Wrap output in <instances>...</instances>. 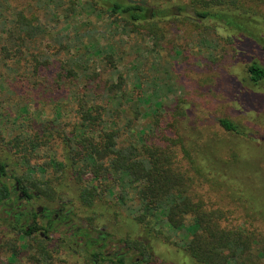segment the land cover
Here are the masks:
<instances>
[{
	"label": "trees",
	"instance_id": "trees-1",
	"mask_svg": "<svg viewBox=\"0 0 264 264\" xmlns=\"http://www.w3.org/2000/svg\"><path fill=\"white\" fill-rule=\"evenodd\" d=\"M168 1L91 0L77 9L78 4L70 0L71 12L83 14L85 9H96L95 15H105L108 22L104 32L94 33L86 40L57 33L50 36L53 45L43 48L37 44L48 35L47 23L35 13L19 10L14 12V18L1 20L0 31L5 33L7 44L2 40L0 55L15 65L21 61L25 64L22 71H15L17 86H25L28 81L34 90L48 83L51 92L61 96L55 100L60 111L54 120L41 125L42 129L26 126L33 115L27 104L19 107L14 121L8 122L17 125L13 129L18 132L1 138L8 152L0 156V203L8 195L2 177L6 176L7 156L11 152L9 157L28 172H43L48 165L60 171L68 169L79 180V197L86 205L103 196L115 198L135 228L133 238L127 239H132L143 253L148 254L151 247L140 236L142 232L151 237L160 235L171 243L175 254H179L177 264H264L263 235L226 226L222 223L223 210L205 207L190 174H200L202 168L187 140L189 136L180 129L185 122V107L179 97L169 106V93L176 94V90L168 77L144 71L147 58L138 54L141 61L137 56L139 38H149L151 46L144 49L153 53L170 45L167 25L189 23L212 30L219 23L238 33L226 38L237 45L236 55L255 49L247 57L250 61L245 79L249 85H256L264 80V66L255 54L259 49L264 51V14L260 12L264 0H179L174 4L175 10ZM34 2L37 11L43 8L49 13L50 21L57 22L61 16L62 22L69 25L68 10H62L61 0ZM187 8L191 15L185 11ZM126 37L133 40L138 61L125 73L121 68V49L126 46ZM156 63L152 62L151 67ZM77 88L82 89L80 95L73 91ZM64 102L76 116L72 123L63 119ZM0 115L1 120L7 117ZM143 116L149 120L138 127ZM216 122L224 131L242 133L240 125L229 118L217 117ZM57 141L62 150L60 160L52 157L47 163L31 162L40 149L50 151ZM15 178L37 182L26 175ZM91 214L99 218L104 212L92 210ZM42 257L52 255L43 248L27 255L29 264H37Z\"/></svg>",
	"mask_w": 264,
	"mask_h": 264
},
{
	"label": "rangeland",
	"instance_id": "rangeland-1",
	"mask_svg": "<svg viewBox=\"0 0 264 264\" xmlns=\"http://www.w3.org/2000/svg\"><path fill=\"white\" fill-rule=\"evenodd\" d=\"M73 1L78 4L76 7L78 9L81 3L84 5L91 0ZM177 1L179 0L168 1L172 4L173 10ZM61 2L62 10H68L66 13L69 25L62 22L61 16L57 22L50 21V15L45 9L37 11L34 0H0V23L1 20L14 18L15 11L35 13L43 23H47L48 32L42 43L37 44L38 48L53 45L50 36L57 33L71 37L77 35L86 40L94 36V33L104 32L105 23L108 22L105 15H95L96 9L91 12L85 9L83 14H78L77 11L71 12L70 0H61ZM185 11L191 15L190 8ZM260 12L264 14V4ZM202 25H208V22H203ZM167 26L170 45L153 53L144 49L146 46L147 48L151 46L149 38H139L141 47L137 49V56L141 54L147 58L142 66L144 71L152 75H160L165 79L168 77V81L176 90V94L169 93V106L174 105L175 99L179 97L181 105L185 107V122L180 129L189 136L187 140L195 149L193 153H197V163L202 168L200 174L191 171L190 174L195 178L193 186L205 202L206 208L224 211L225 220L222 221L224 225L241 227L256 235L264 236V80L256 85H249L245 79L246 65L250 61L247 57L251 56L250 53L255 49L250 48L247 49L248 52L236 55L234 46L237 45L227 42L226 38L228 35L236 36L238 33L228 30L219 23L215 24L212 30L195 27L189 23ZM4 39L5 33L0 31V48ZM125 39L126 46L121 49L124 52L121 68L126 73V70L131 71L138 60L135 56L136 51L132 48L133 40L131 37ZM101 42L105 40L102 39ZM4 44H7V40ZM171 45H174L173 49ZM174 49L180 51L176 52ZM259 50L260 52L255 54L259 58L258 62L264 66V51ZM138 59L141 60V57L138 56ZM152 62H157L154 67H151ZM24 68L23 61L15 65L14 62L0 55V114H7L3 120L0 115L1 157L6 156L5 152H8L1 138H10L18 132L17 129H13L17 125H10L8 122L16 119V111L20 106L28 105L29 113L33 115L25 124L37 130L47 121L54 120L60 111L55 106V100L61 94L52 93V87L48 83L44 85L40 81L42 85L34 90H31L29 84L32 83L28 81L26 83L29 84L25 86H17L15 71H22ZM152 75L147 77L151 78ZM73 91L80 95L82 89L77 88ZM63 105L61 107L64 113L63 119L74 122L76 116L67 110L68 102H64ZM217 117H226L238 123L242 133L224 131L216 122ZM148 120L144 116L141 117L138 120V127ZM51 146L50 151L40 149L31 162L47 163L52 157L60 160L62 158L60 144L57 141ZM10 154L11 152L7 156V165L9 171L13 170L14 176L26 175L34 178L37 180L33 184L35 189L60 194L64 199H69L77 211L84 215L91 213L92 210L103 211L100 220L116 228L118 225L121 226L125 236L132 237L131 234L135 229L132 220L127 216L125 208L117 205L115 198L103 196L101 200L95 199L94 204L86 205L79 197L81 184L76 177L70 175L68 169L60 171L48 165L43 172L40 170L28 172L24 166L16 164V159L9 157ZM179 158H181L180 152ZM182 160L186 163L184 159ZM93 183L97 184V181ZM105 184L111 185L110 182ZM12 222L11 219H6L4 208L0 206V261L5 264H29L27 255L35 249L28 245L30 241L27 238L9 227ZM135 234L134 236L138 235ZM140 236L146 238L154 253V259H158L159 264H177L179 254H175L174 246L166 242L162 236L151 237L143 232ZM37 264H77V262L72 256L57 255L52 259L42 257Z\"/></svg>",
	"mask_w": 264,
	"mask_h": 264
},
{
	"label": "flooded vegetation",
	"instance_id": "flooded-vegetation-1",
	"mask_svg": "<svg viewBox=\"0 0 264 264\" xmlns=\"http://www.w3.org/2000/svg\"><path fill=\"white\" fill-rule=\"evenodd\" d=\"M5 168L2 181L8 186V195L0 206L6 219L13 221L9 227L27 238L35 250H48L52 257L72 256L77 264L160 263L152 251L143 253L132 239L128 240L121 226L116 228L91 213H79L69 199L35 189Z\"/></svg>",
	"mask_w": 264,
	"mask_h": 264
}]
</instances>
